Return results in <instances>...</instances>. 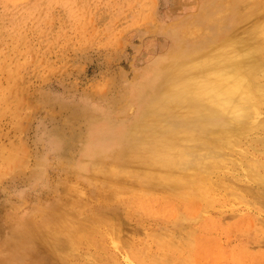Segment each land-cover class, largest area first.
Masks as SVG:
<instances>
[{
    "label": "bare ground",
    "instance_id": "6f19581e",
    "mask_svg": "<svg viewBox=\"0 0 264 264\" xmlns=\"http://www.w3.org/2000/svg\"><path fill=\"white\" fill-rule=\"evenodd\" d=\"M175 1V19L160 26L171 45L165 58L145 69L144 86L138 92L132 86L119 103L122 115L133 103V115L119 123L88 121L106 137L51 140L57 146L51 161L39 151L5 150L18 170L4 174L19 175L30 154L36 160L28 176L33 191L0 205V264L112 263L113 250L130 246L126 209L150 208L161 188L177 199L221 202L226 176L243 177L244 155L252 162L242 167L244 177L263 186L256 155L264 153V0ZM133 185L138 192L130 191ZM120 195H127L123 204ZM154 216L160 225H146L149 239L131 250L138 259L152 251L156 264L160 245L180 246L183 238L176 232L181 218L169 227L160 212Z\"/></svg>",
    "mask_w": 264,
    "mask_h": 264
},
{
    "label": "rangeland",
    "instance_id": "374dc122",
    "mask_svg": "<svg viewBox=\"0 0 264 264\" xmlns=\"http://www.w3.org/2000/svg\"><path fill=\"white\" fill-rule=\"evenodd\" d=\"M176 6L175 0H0L2 207L14 204H3L7 198L33 191L28 176L35 154L28 156L24 171L12 176L3 173L17 168L7 161L8 148H22L27 154L39 151L51 161L57 149L51 140L106 137L109 132L87 126L88 121L119 123L137 111L128 102L122 115L119 103L128 90L138 92L144 86L145 69L165 58L171 45L160 26L175 19L171 15ZM109 108L113 115L107 113ZM257 153V170L264 177V153ZM250 158L251 154L241 158V180L226 176L229 189L221 190L225 194L221 202L177 199L161 188L153 195L160 193V200L148 204L150 208L135 204L126 209L130 215L123 232L130 246L113 250L117 258L107 264L155 263L149 258L152 251L144 250L138 259L131 247L142 248L141 241L149 239L146 225L159 224L157 212L169 227L181 218L176 232L183 239L180 246L162 243L156 264H264V184L244 177ZM249 186L258 191L256 195L247 190ZM138 188L129 187L136 192ZM119 197L121 204L127 199ZM143 208L148 212L140 215Z\"/></svg>",
    "mask_w": 264,
    "mask_h": 264
}]
</instances>
